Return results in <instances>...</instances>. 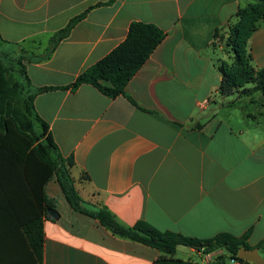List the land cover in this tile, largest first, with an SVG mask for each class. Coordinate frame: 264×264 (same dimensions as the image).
<instances>
[{
    "label": "crops",
    "instance_id": "0c3cea01",
    "mask_svg": "<svg viewBox=\"0 0 264 264\" xmlns=\"http://www.w3.org/2000/svg\"><path fill=\"white\" fill-rule=\"evenodd\" d=\"M249 1L0 0V50L25 49L33 84L54 87L35 106L72 159L86 209L107 210L127 227L146 221L200 239L247 235L252 247L264 239V91L220 92V34ZM81 14L51 51L53 34ZM132 21L166 35L124 92L66 88L126 38ZM248 50L262 68L264 24ZM44 189L57 217L36 194L9 222L0 212V264L31 263L24 225L35 218L43 222L42 264H161L158 248L73 208L55 175ZM221 252L179 244L174 256L209 264Z\"/></svg>",
    "mask_w": 264,
    "mask_h": 264
},
{
    "label": "trees",
    "instance_id": "16d2710c",
    "mask_svg": "<svg viewBox=\"0 0 264 264\" xmlns=\"http://www.w3.org/2000/svg\"><path fill=\"white\" fill-rule=\"evenodd\" d=\"M81 17L82 14L75 16L64 28L53 34L50 39L51 51ZM262 20L264 0L249 3L237 11L236 21L229 26L228 38L235 60L232 64L221 61L219 66L223 75L220 85L222 94H230L240 88H243L245 95L264 91V66L256 68L248 50V41L262 25ZM165 35V31L153 23L132 21L126 38L119 45L65 87L76 88L89 83L110 97L122 94L129 80L144 65ZM31 58L25 49L0 50V212L3 220L9 222L10 216L17 211L16 207L25 210L30 195L36 194L41 210L54 207L45 194L44 185L55 175L73 208L98 218L117 235L158 248L163 253L159 258L161 264H193L174 256L179 244L205 247V252L222 248L240 264H254L238 256L241 247H257L264 256V239L252 247L246 241L247 235L236 237L219 233L209 239H200L170 230L162 231L146 221L127 227L107 210L86 209L70 174L72 159L62 156L49 123L36 109V96L54 87L33 84L24 62ZM248 83H253V86L247 87ZM24 233L28 241L26 249L31 257V263L28 264H42V220L35 218L27 222ZM210 264L228 263L220 255Z\"/></svg>",
    "mask_w": 264,
    "mask_h": 264
},
{
    "label": "rangeland",
    "instance_id": "374dc122",
    "mask_svg": "<svg viewBox=\"0 0 264 264\" xmlns=\"http://www.w3.org/2000/svg\"><path fill=\"white\" fill-rule=\"evenodd\" d=\"M257 1L258 0H250L249 3H256ZM249 3H247V5ZM261 24H264V20L261 21ZM229 32H230V28L228 27V28L224 29L221 32V34H220V38H219V41H218V47H219V50H220L219 60H220V62L221 61H225V62H228L229 64H232L234 62V60H235V55H234V53L232 51V48L230 47L229 42H228ZM9 50H13V48L9 47ZM252 85H253V83H248L246 86L249 87V86H252ZM238 91L240 92L241 95L245 94L244 91H243V88H240ZM256 92L258 94L259 92H262V91H255V92H253V94H255ZM220 255L224 256L225 261L228 264H239V263H237V262H239L237 260L232 261V259L230 258V254L227 253L226 250H225V252L217 253L216 258L218 256H220ZM216 258L213 260V262L216 261Z\"/></svg>",
    "mask_w": 264,
    "mask_h": 264
},
{
    "label": "water",
    "instance_id": "95a60500",
    "mask_svg": "<svg viewBox=\"0 0 264 264\" xmlns=\"http://www.w3.org/2000/svg\"><path fill=\"white\" fill-rule=\"evenodd\" d=\"M57 215L58 213L54 208H48L49 217H57ZM238 256L254 264H264V256L260 253L257 247L252 249L241 247Z\"/></svg>",
    "mask_w": 264,
    "mask_h": 264
},
{
    "label": "built area",
    "instance_id": "2783aa9c",
    "mask_svg": "<svg viewBox=\"0 0 264 264\" xmlns=\"http://www.w3.org/2000/svg\"><path fill=\"white\" fill-rule=\"evenodd\" d=\"M200 249H202L203 251H205V247H201ZM207 255H208L207 258H208V260H209V259L211 258V257H209L210 254L207 253ZM207 255H206V256H207ZM207 258L204 259L205 262H206V259H207ZM232 261H235V260L232 259Z\"/></svg>",
    "mask_w": 264,
    "mask_h": 264
}]
</instances>
